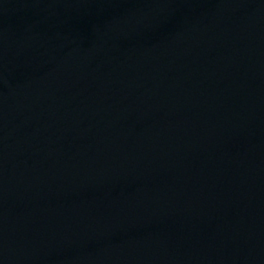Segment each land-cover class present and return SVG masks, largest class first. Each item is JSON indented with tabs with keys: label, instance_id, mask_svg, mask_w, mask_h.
I'll return each mask as SVG.
<instances>
[{
	"label": "water",
	"instance_id": "water-1",
	"mask_svg": "<svg viewBox=\"0 0 264 264\" xmlns=\"http://www.w3.org/2000/svg\"><path fill=\"white\" fill-rule=\"evenodd\" d=\"M0 264H175L79 112L1 11Z\"/></svg>",
	"mask_w": 264,
	"mask_h": 264
}]
</instances>
